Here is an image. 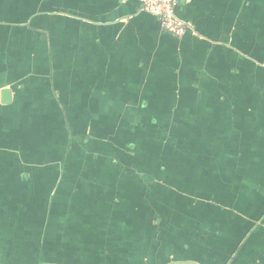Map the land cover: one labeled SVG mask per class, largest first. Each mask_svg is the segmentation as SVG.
Instances as JSON below:
<instances>
[{"label":"crops","instance_id":"crops-1","mask_svg":"<svg viewBox=\"0 0 264 264\" xmlns=\"http://www.w3.org/2000/svg\"><path fill=\"white\" fill-rule=\"evenodd\" d=\"M0 0V264H264V0Z\"/></svg>","mask_w":264,"mask_h":264},{"label":"built area","instance_id":"built-area-1","mask_svg":"<svg viewBox=\"0 0 264 264\" xmlns=\"http://www.w3.org/2000/svg\"><path fill=\"white\" fill-rule=\"evenodd\" d=\"M174 3L175 0H142V10L155 16L167 33L180 37L188 26L176 17Z\"/></svg>","mask_w":264,"mask_h":264}]
</instances>
